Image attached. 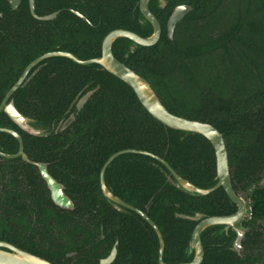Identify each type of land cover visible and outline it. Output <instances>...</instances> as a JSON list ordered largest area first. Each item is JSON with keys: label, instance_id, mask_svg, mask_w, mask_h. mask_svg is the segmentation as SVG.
<instances>
[{"label": "flooded vegetation", "instance_id": "1", "mask_svg": "<svg viewBox=\"0 0 264 264\" xmlns=\"http://www.w3.org/2000/svg\"><path fill=\"white\" fill-rule=\"evenodd\" d=\"M225 2L226 0H0V105L18 83L5 101L4 109L12 103L29 120L28 128L38 132L33 134L24 130L4 109L0 111V242L50 264H146L144 248L128 246L129 241L122 245L116 235L112 211L117 210L103 193L101 171L113 154L124 150L147 152L163 159L168 165L169 163L152 152L123 149L108 156L99 166L98 146L94 144L96 135L78 134L73 141L63 145L61 139L64 140L69 133L76 131L77 122L85 116L87 110L101 107L97 103L101 84L96 79L105 76L118 79L96 62L102 56L105 37L114 31L128 32L141 40H153L150 45H141L129 37H118L111 45L112 56L145 80L148 77L159 78L176 68L178 43L182 44L187 38L198 39L196 47H204L202 54H213V57L215 54L223 55L227 44L233 42L234 61L245 59L254 69L255 61L261 60L257 53L263 50L261 46L257 47L255 31L260 28L264 37V24L246 20L242 23L247 14L243 15L241 0H235L237 8L229 10L226 15L224 8L219 7ZM177 8H182L184 14L176 23L170 38L168 24ZM231 16L236 19L235 23L230 22ZM243 29H249L250 32H244ZM246 36L249 37L247 41L243 39ZM51 53L56 55L41 59ZM56 78L62 80L58 87L59 92L65 90L64 86L69 83L67 78L75 79V88L78 85L81 87L75 93L70 91L73 97L61 116L51 120L38 119L34 115V109L42 108V104L37 103L35 95L39 92L49 94L50 87L41 85ZM78 80H84V84ZM83 97L87 98L78 108L79 100ZM221 101L227 102L228 97L221 96ZM235 103L237 104L236 101ZM70 117L72 120L62 129ZM226 121L222 120L224 124ZM105 122L109 123V120ZM4 130L15 132L16 135ZM51 141L60 147L50 150ZM89 143L92 146L91 152L88 150ZM125 155L147 157L157 178L163 174L166 183L172 186L167 181L169 171L161 161L142 153H124L107 166L103 175L106 188L120 200L131 205L120 196L125 190V180L120 178L119 172L122 169V176L125 177V162L128 161L125 160ZM89 156L92 158L91 167L70 165L72 160L78 163L81 158ZM119 157L122 159L117 160ZM228 164L232 188L236 196L247 202L249 214L246 219L250 220V194L257 182L250 184L248 190L240 188L232 178L229 155ZM87 174L94 181V195L82 188L83 178ZM47 177H51L62 187L68 201H54ZM214 180L210 186L201 188L214 186L217 182L215 177ZM70 182H78V187L69 188ZM218 190L223 193L219 203L221 208L217 210L219 214L208 216L232 215L236 212L237 205L221 187L204 196L215 198L213 194ZM246 195L248 201L244 197ZM149 202L150 206L146 209ZM152 203L151 198L144 206V211L131 206L148 215ZM132 213L149 224L134 211L129 210L124 214ZM193 214L175 212L174 217L191 221L180 215ZM122 218L118 217V223L121 224L122 220L121 226L125 228L127 220ZM258 221L260 220L249 225V244H243L244 236L239 249L232 247L235 234L231 227L227 230L218 227L217 232L216 229L209 232L208 238L212 242L220 241L213 248L227 252L233 264H259L262 253L257 246L264 238V228L261 226L264 220L261 219L259 223ZM124 234L128 232L125 231ZM158 249L154 264L158 263ZM164 263L168 264L165 261ZM178 263L181 262L173 264Z\"/></svg>", "mask_w": 264, "mask_h": 264}, {"label": "trees", "instance_id": "2", "mask_svg": "<svg viewBox=\"0 0 264 264\" xmlns=\"http://www.w3.org/2000/svg\"><path fill=\"white\" fill-rule=\"evenodd\" d=\"M241 1L243 15L247 14V18L242 19V23L246 20L264 24V0ZM219 7H223V12L228 15L229 10L233 11L237 8V3L235 0H226ZM231 17L230 22L235 23L236 19ZM248 30L243 29L244 32H250ZM255 33L257 47L261 46L263 50L257 53L261 60L255 61L254 69L245 59L234 61L233 42L227 44L223 55L215 54L216 56L213 57V54H202L204 47H196L199 43L198 39L187 38L182 44L178 43L176 68L159 78H147L171 113L212 124L223 133L232 178L240 188L246 190L253 182L264 181V45H261L264 43V37L260 28ZM243 39L247 41L249 37ZM70 80L66 79L69 83L64 86L63 92L58 91L62 82L58 78L41 85L50 87L48 91L50 93L39 92L35 95L37 103L42 104V108L34 109L35 117L51 120L66 111L70 98L73 97L70 91L75 93L81 87L78 85L75 88V79ZM96 81L101 84L97 101L101 107L87 110L85 116L77 122L76 131L69 133L64 140L61 139L62 145L73 141L78 134L84 136L93 134L96 135L94 144L98 146L99 166L117 151L145 150L164 158L180 176L197 186L207 187L215 182L214 153L211 144L205 138L197 134L165 128L150 116L133 91L120 80L105 76ZM81 83L84 84V80ZM221 96H227L228 101H221ZM231 119L234 121L230 122ZM106 120H109V123L105 122ZM222 120H227V123L224 124ZM51 142L50 150L60 147L55 142ZM88 150L92 151L90 143ZM91 159L90 156L83 157L78 163L72 160L70 165L81 168L91 167ZM120 159L122 157L117 160ZM125 160H128L125 162V177L122 176V169L119 171L120 178L125 180V190L120 196L142 211L152 198L153 203L148 215L163 234L164 261L168 264L184 261L185 250L196 223L177 219L174 213L219 214L217 210L221 208L219 203L223 193L219 190L214 192L215 198L190 196L167 184L163 174L157 178L154 168L148 164L147 157L125 155ZM89 176V174L84 176L82 188L93 194L95 184ZM67 181L69 183V179ZM77 187L78 182H70L69 188ZM249 206L251 219L247 224L245 223L247 226L257 220H264V183L251 191ZM112 212L113 228L116 229L120 243L126 245L129 241L128 246L144 248L146 264H154L158 240L151 226L134 213L125 215L115 210ZM118 217L119 219L125 217L127 220L125 228L121 226L122 220L121 224L118 223ZM215 229L217 232L218 227H215L202 236L205 252L202 264H233L227 252L213 248L215 243H220V241L212 242L208 238L209 232ZM125 231L128 234H124ZM249 232L246 233L243 244H249L251 239ZM260 261L259 257V264Z\"/></svg>", "mask_w": 264, "mask_h": 264}, {"label": "water", "instance_id": "3", "mask_svg": "<svg viewBox=\"0 0 264 264\" xmlns=\"http://www.w3.org/2000/svg\"><path fill=\"white\" fill-rule=\"evenodd\" d=\"M184 11L182 8H177L173 15L170 18L168 24L169 37L172 38V31L176 23L183 17ZM118 37H129L131 40H135L138 44L141 45H150L153 40H141L137 37H133L131 33L124 31H114L105 37L102 44V56L96 60L97 63L102 65L107 71L116 76L119 80L123 81L127 86H129L134 92L135 96L139 100L143 108L156 120L161 122L166 128L176 130L184 133H192L202 136L207 139L211 144L216 162V184L209 188H201L188 180L180 177L163 159L156 157L150 153L143 151L135 150H124L113 154L104 164L100 182L101 188L105 197L111 202L113 207L119 211L126 213L127 211H134L139 214L143 219H145L151 227L154 229L159 243L158 249V263L165 264L163 261L164 253V239L156 224L148 217L144 212L139 211L138 209L128 205L124 201L120 200L117 196L113 195L104 184V171L107 166L119 155L124 153H142L157 160L167 168L169 175L167 176V181L177 189L193 196H204L208 193L214 191L215 189L221 187L226 195L237 205V210L230 216H208L201 212H195L193 215L186 216L180 215V217L187 218L191 221H194L196 224L192 230L188 245L185 250V260L178 264H201L204 257V246L202 244V236L209 229L215 227H222L224 230H227L228 227H231L232 231L235 234V238L232 242L233 249H239L241 247L242 240L245 234L250 230V227L246 224L248 219H246L249 214V207L247 202L242 198L238 197L235 194V191L231 185L230 171L228 164V155L226 145L223 139L222 134L214 128L212 125L197 121L191 120L184 117H180L172 114L169 109L162 103L161 98L159 97L157 91L152 87V85L130 69H128L123 63L117 61L111 53L112 42ZM56 55V53H51L43 56L44 57ZM68 55V54H66ZM70 56V55H69ZM74 59V58H73ZM174 65V64H173ZM171 69V68H170ZM18 84V83H17ZM17 84L8 92L5 97V100L0 105V111L4 109L5 101L10 96V94L16 89ZM87 97H83L79 100L78 108H80L83 102ZM9 116L24 130H28L33 134H38V132L33 129L28 128L29 120L21 115L11 104L6 106L4 109ZM72 120L70 117L63 125L64 129ZM11 134L16 135L15 132L10 130H4ZM17 138L20 140L19 136ZM48 176V175H47ZM49 186L52 189V195L55 202L60 203L61 201H68L67 197L62 192V187L51 177L46 178ZM150 203H148L146 209L149 208ZM257 222V221H256ZM246 223V224H245ZM0 264H50L46 261H43L33 255L25 253L12 245L7 243L0 242Z\"/></svg>", "mask_w": 264, "mask_h": 264}, {"label": "rangeland", "instance_id": "4", "mask_svg": "<svg viewBox=\"0 0 264 264\" xmlns=\"http://www.w3.org/2000/svg\"><path fill=\"white\" fill-rule=\"evenodd\" d=\"M263 183H264V181L259 182V183H256V184H254L253 187H255V188H257V187H261V186L263 185ZM244 197H245L246 200L248 201V197H247V195L244 196ZM260 221H261V220H260ZM260 221H258V223H259ZM261 224H262L261 226L264 228V222H262ZM263 236H264V235H263ZM260 241H261V242L258 243L257 248L260 250L259 252L262 253V254H261L262 256L260 257V259H261L260 264H262V263L264 262V238H262Z\"/></svg>", "mask_w": 264, "mask_h": 264}]
</instances>
